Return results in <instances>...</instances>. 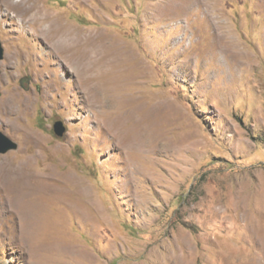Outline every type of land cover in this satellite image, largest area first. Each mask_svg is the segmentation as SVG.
<instances>
[{"label": "rangeland", "instance_id": "obj_1", "mask_svg": "<svg viewBox=\"0 0 264 264\" xmlns=\"http://www.w3.org/2000/svg\"><path fill=\"white\" fill-rule=\"evenodd\" d=\"M51 21L87 45L56 51ZM0 44V100L27 101L0 183L34 174L40 220L0 187V264H264V0H0Z\"/></svg>", "mask_w": 264, "mask_h": 264}, {"label": "bare ground", "instance_id": "obj_2", "mask_svg": "<svg viewBox=\"0 0 264 264\" xmlns=\"http://www.w3.org/2000/svg\"><path fill=\"white\" fill-rule=\"evenodd\" d=\"M21 4L20 5L19 4L13 5V8L16 9L15 7H17L19 5L18 7H21V13H22V15L23 16L24 15H27V13L31 10V7H26L24 4L23 5H21ZM47 20H48L47 17H38V16H35L31 20L29 18L28 22H30V23L33 22L37 26H40V27H37L38 30H35V31L38 32V31H41L40 29L42 27H45V24H46ZM28 29H29V27H28ZM28 31H30V30H28ZM44 33H46L45 41H47L49 44L53 43V45H54V47L52 46L53 49H55L56 51H59V52H61V49L62 50L64 49L66 52L73 54V50L74 49H77V48L79 49V46H81V45H87V42L86 41L79 42L78 40H76V36L73 34V32L70 31V29H63V28L59 27L53 21H51L50 27L48 29H46V31ZM31 36L32 37H37L35 34H32ZM9 60L12 61V56L9 57ZM15 104H17V107H18L16 110L14 109V105ZM115 104L117 105V103H115ZM26 108H27V101L25 99L17 96V94H15L13 91L8 92V94L6 96L2 97L1 100H0V113L1 114L7 115L9 113L12 114L13 112H15V114L17 115V114H20V111L21 110H25ZM105 125H106V128H107L106 134H108V132H111V134L114 136V139L116 138L118 140L123 141L126 146H129L132 143H134V141H136L135 140L136 139V135H132V134H134L133 132H130L128 134V137L122 135L119 132V130L117 129V121L116 122H113V123L112 122H109V123H106L105 122ZM131 166H133V164ZM33 175L34 174H31L29 171H25L23 169H20V170L17 169V171H14L11 174H8L6 181H3L2 183H0V185H1L0 187L2 188V190L4 191L5 194H7V195L14 194L15 195L14 196V200H11L9 202V207L12 208L13 210L18 211V213L21 215V218H22L24 224H28L29 223L28 224V228L29 229L31 227H35V228L38 227L39 221H40L39 218H38V215L35 212H33L31 209H29L28 207H26L24 205L23 201H22V199H23L22 198V195H23L22 194L23 187L27 184V182L29 180L35 179V177ZM37 184L39 185V183H37ZM72 186L73 185H71L70 187H72ZM74 186H76V185H74ZM33 189H34V187H33ZM82 189H84V188H82ZM44 192L47 195V197L45 199L46 200L47 199H50V200L53 199L52 200L53 202L54 201L56 202L58 200V197L57 196H59L58 194L61 193L60 191H58L54 187H51L50 185H46V188H44ZM49 195H50V197H49ZM6 204H8V203H6ZM87 218H88V216H87ZM32 222H34V224H32Z\"/></svg>", "mask_w": 264, "mask_h": 264}, {"label": "water", "instance_id": "obj_3", "mask_svg": "<svg viewBox=\"0 0 264 264\" xmlns=\"http://www.w3.org/2000/svg\"><path fill=\"white\" fill-rule=\"evenodd\" d=\"M2 56H3V49L1 48V44H0V59L2 58ZM52 128L54 134L59 137H61L65 132V128L62 122L60 121H56L53 124ZM15 148H16V144L0 132V154H4L8 151L14 150Z\"/></svg>", "mask_w": 264, "mask_h": 264}]
</instances>
